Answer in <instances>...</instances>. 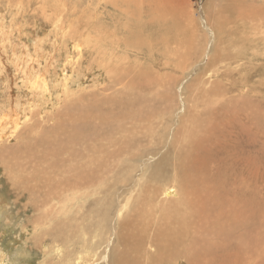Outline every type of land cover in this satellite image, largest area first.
Segmentation results:
<instances>
[{
  "label": "rangeland",
  "instance_id": "rangeland-1",
  "mask_svg": "<svg viewBox=\"0 0 264 264\" xmlns=\"http://www.w3.org/2000/svg\"><path fill=\"white\" fill-rule=\"evenodd\" d=\"M139 1L191 39L131 47L110 0H0V264H264V0ZM147 151L172 170L142 177ZM222 167L250 226L209 200Z\"/></svg>",
  "mask_w": 264,
  "mask_h": 264
},
{
  "label": "bare ground",
  "instance_id": "bare-ground-1",
  "mask_svg": "<svg viewBox=\"0 0 264 264\" xmlns=\"http://www.w3.org/2000/svg\"><path fill=\"white\" fill-rule=\"evenodd\" d=\"M111 1V3L112 4H116L117 5V3L118 4H120L121 6H122V8H123V10H124V12L127 14L126 15V17H127V21H129L130 20V23L129 24H126V25H130V26H127V32L129 33L128 35H126V44L127 45H130L131 47H136V46H140V45H147V46H150L153 42H159V43H161V45H162V48H163V46L166 48V49H168V51L167 52H171L170 51V45L171 44H173V43H175V39L177 38V36L179 35H182V38H185V39H187V40H190L191 38V31L188 33V32H186L185 30H183V29H181V28H179V29H177L176 27V23L175 22H173L172 24H168V23H166V22H159V20H158V18H156V16H155V14H161L162 15V17H164L165 15H167V11L166 12H163V11H159L157 8H156V10H155V8L152 10L149 6H151V5H147V3L145 2V4L143 5L142 4V1H139V0H136L135 2H133L132 3V5L130 6L129 4L127 5L126 4V0H110ZM155 1V0H154ZM157 1V0H156ZM128 2V1H127ZM140 2H141V4L143 5V8H140ZM162 2H164V1H162ZM144 3V2H143ZM148 3L150 4V2H149V0H148ZM154 3V2H153ZM152 3V4H153ZM158 3V2H157ZM253 3V2H252ZM155 4H156V2H155ZM227 4V3H226ZM240 4V6L239 7H241V3H239ZM249 4V3H248ZM254 4V3H253ZM127 5V6H126ZM141 5V6H142ZM157 5V4H156ZM156 5H154V6H156ZM160 5V4H159ZM223 5V4H222ZM245 6V5H244ZM249 6V5H248ZM247 6V7H248ZM264 6V5H263ZM145 7H147V9H145ZM229 5H227V8L229 9ZM255 7V5H253V8ZM159 8V7H158ZM160 9V8H159ZM220 9V8H219ZM236 9V8H235ZM239 9V8H238ZM245 9H247L246 7H245ZM256 9V8H255ZM251 10V9H250ZM239 11V10H238ZM241 12H243V10H240ZM247 11H248V9H247ZM263 11V10H262ZM250 12V11H249ZM252 12L255 14V13H257V14H259V11L256 9V10H252ZM261 12V11H260ZM247 14H248V12H246ZM253 13H251V14H253ZM219 14V13H218ZM239 14V13H238ZM246 14V15H247ZM254 14H253V16H252V18L254 17ZM169 15V14H168ZM220 15V14H219ZM218 15V16H219ZM256 15V14H255ZM245 16V15H244ZM220 17H222V15H220ZM246 17V16H245ZM224 18V17H223ZM249 18V17H248ZM247 18V19H248ZM257 19V18H256ZM147 21L148 23H150V24H152L153 25V27H154V29L153 30H146V31H144V28H143V21ZM250 20H251V18H250ZM255 20V19H254ZM119 22V21H118ZM133 22H135V23H133ZM209 23V22H208ZM221 24H223V19L222 20H218V25H219V27H221L222 25ZM264 25V24H263ZM262 25V26H263ZM121 26H122V24H121ZM125 26H123V28H124ZM260 29V28H259ZM190 30H191V28H190ZM123 32V31H122ZM112 33V32H111ZM114 33V32H113ZM152 33H155V36L152 34ZM125 34H123L122 35V37H123V39L122 40H124V38H125V36H124ZM130 35V36H129ZM226 38V37H225ZM182 40V39H181ZM160 45V46H161ZM185 45V44H184ZM187 45V44H186ZM123 47H124V45H123ZM129 47V46H128ZM244 47V46H243ZM209 48V47H208ZM245 48V47H244ZM182 50V49H181ZM203 50H205L204 48H203ZM202 52V51H201ZM207 52V54L206 55H208V51H207V49H206V51L204 52V53H202V54H200V56H203V55H205V53ZM198 54V55H199ZM240 55V54H239ZM235 56L237 57L238 55L237 54H235ZM244 57V56H243ZM242 57V58H243ZM226 58V57H225ZM39 62V61H38ZM17 63H19V62H17ZM212 64H214V62L212 63ZM218 64V63H217ZM20 65V64H19ZM37 65V64H36ZM41 65V64H40ZM35 66V65H34ZM17 67H19L18 66V64H17ZM40 67V66H39ZM42 68V67H41ZM30 69V68H29ZM216 69V68H215ZM33 71H34V68H33ZM33 71H31V72H33ZM36 71V70H35ZM213 71L215 72V70L213 69ZM30 72V71H29ZM26 73L27 74H30V73H28V70L26 71ZM36 73V72H35ZM39 74V73H38ZM32 75H34V74H32ZM30 80V79H29ZM57 82V81H56ZM103 101H104V99H103ZM102 101V102H103ZM117 101H118V99H117ZM105 103V102H104ZM128 102H126V104H127ZM103 104V103H102ZM106 105V104H105ZM122 105V104H121ZM99 107V106H98ZM101 113L103 112H105L104 110L102 111V109H100V107H99V109H98ZM106 111H108L107 109H105ZM227 110V109H226ZM98 113V112H97ZM107 113V112H106ZM100 114V113H99ZM243 116V115H242ZM246 116V115H245ZM239 119H240V116H239ZM246 119V118H245ZM244 119V123H245V121L247 120H245ZM231 120V119H230ZM241 120V119H240ZM229 121V120H228ZM239 121V120H238ZM250 122V121H249ZM236 123H238V122H236ZM213 124H215V123H213ZM230 124V123H229ZM228 124V125H229ZM234 124H235V122H234ZM241 124V123H240ZM216 125V124H215ZM223 125V124H222ZM236 125V124H235ZM248 125V122H247V124H246V126ZM224 126V125H223ZM226 130L227 131V129L228 128H221L220 130H221V133H222V130ZM234 129V128H233ZM223 130V131H224ZM218 131V130H217ZM229 131V130H228ZM236 131V130H235ZM234 132V131H233ZM238 132V131H237ZM246 132V131H245ZM252 132V131H251ZM217 133V132H216ZM235 133V132H234ZM241 133L243 134V136L246 134H244V130L241 128ZM218 134V133H217ZM225 134V133H224ZM232 134V133H231ZM237 134V133H236ZM239 134H240V132H239ZM249 135H250V133H248ZM238 135V134H237ZM192 136V135H191ZM246 136V135H245ZM251 136V135H250ZM238 137H239V139L237 138V141H241L242 142V137L241 136H239L238 135ZM187 138H189V137H187ZM215 138H216V136H215ZM244 138V137H243ZM196 139V138H195ZM245 139V138H244ZM249 139V138H248ZM187 140V139H186ZM194 140V139H193ZM247 140V139H246ZM245 140V141H246ZM196 142V141H195ZM194 142V143H195ZM197 142H200V140L199 141H197ZM237 143V142H236ZM243 143V142H242ZM247 143V142H246ZM230 144V143H229ZM244 144V143H243ZM182 146V145H181ZM207 146V145H206ZM240 146H242V145H240ZM224 147H225V145H224ZM244 147H246V146H244ZM215 148V147H214ZM218 148V147H217ZM210 149H212V148H210ZM235 150H237L236 151V154L237 155H239V151H238V149H235ZM204 152V151H203ZM243 152V151H242ZM145 154H147V155H150V157H156L157 158V161H153V162H150L149 164H148V166L147 167H144L143 169H141V173H142V177H144V176H146V175H148V174H155V175H157V176H159V177H163V176H165V174H167L170 170H172V169H170L169 167H170V160H169V152L168 151H166V153H164V154H159V155H157V156H153V152L152 151H147ZM226 154V153H225ZM249 154V153H248ZM217 156V155H216ZM250 157V156H249ZM210 158V157H209ZM208 159V158H207ZM226 159H228V158H226ZM230 159V158H229ZM246 159V158H245ZM233 160V159H232ZM205 161V160H204ZM224 161V160H223ZM222 161V162H223ZM212 162H214V160H212ZM219 162V161H218ZM217 162V163H218ZM205 163V162H204ZM207 163V162H206ZM205 163V164H206ZM210 163V162H209ZM221 163V162H220ZM232 163V162H231ZM247 163H250V160L248 159V161H247ZM215 164V163H214ZM233 164V163H232ZM218 165H220V164H218ZM208 166V165H207ZM224 166H227L228 167V169H230L229 168V166H228V164L226 165H224ZM250 166V165H249ZM248 166V167H249ZM173 167V166H172ZM247 167V168H248ZM204 168V167H203ZM219 168V167H218ZM217 168V169H218ZM241 169V168H240ZM221 172L219 173V176L217 175L216 176V178H215V182H211L212 184H213V186L215 187V189L217 190V193H216V195L215 196H210L211 198L209 199V200H212V197H214L215 198V202L214 203H217V205H218V203H219V201H221V204L223 205V208L225 209V211L227 212V213H232V215H230V216H232V217H234L235 219H236V221L238 222V223H241V224H245V225H248V226H250L251 225V211H250V208H251V205H252V201H251V198H250V195H247V202H246V205H244V207H245V209H241V206H242V204H240V203H235L234 202V197L233 198H231L230 196H226V194H228V193H226V190H224V187H223V185L227 182L226 180L228 179V177H230V176H228V175H231L230 173L229 174H227V170H226V167H222L221 169ZM247 170V169H246ZM186 170H184V172H185ZM233 171V170H232ZM232 171H231V173H232ZM236 171V170H235ZM248 171H249V169H248ZM187 172V171H186ZM228 172H230V171H228ZM234 173V172H233ZM10 174V173H9ZM185 174V173H184ZM238 174V173H237ZM234 176H236L235 174H234ZM247 178H248V176H247ZM219 183H220V185H219ZM207 186V185H206ZM197 187L196 188V193L197 194H204V193H207V192H209V190H208V188L207 187ZM195 188V187H194ZM210 188V187H209ZM164 190V192H163V195H164V199L166 200L168 197H170L171 195H173L174 194V189H173V187H171V186H168L167 188H164L163 189ZM214 191V190H213ZM179 192V191H178ZM177 192V193H178ZM248 192V191H247ZM180 194V193H179ZM214 194H215V192H214ZM243 194H245L244 192H243V190L241 189H239L238 190V192H237V197H236V199L237 198H240L241 199V197L243 196ZM250 194V193H249ZM175 195V194H174ZM246 195V194H245ZM167 197V198H166ZM231 199H233V200H231ZM206 198V197H205ZM171 199H172V196H171ZM235 199V200H236ZM169 200V199H168ZM173 200V199H172ZM172 200H169L168 201V203H170L171 205V208L169 207V206H164V209H165V212H161L162 214L164 213V216L167 214V212H169V211H174V210H176L177 209V205H175L174 203H172L171 201ZM176 200V199H175ZM175 200H173V201H175ZM167 202V201H166ZM206 202V204L209 206V207H216L217 208V205H214V206H212L211 205V202H209L208 200L207 201H205L204 199H202V200H200V201H198V203H199V206L201 207V209L202 210H199V211H197V213L199 214V213H201L202 211H204V212H210V211H208V210H206V209H203L202 208V204H204ZM167 203V204H168ZM191 205L190 206H192V203H190ZM166 207V208H165ZM211 210H212V208H211ZM236 211V212H235ZM118 215H119V213H118ZM159 216V215H158ZM160 217V216H159ZM161 217H162V215H161ZM45 219H47V218H45ZM178 221L179 222H183V218L181 217V216H178ZM151 219H149L148 221H150ZM154 220H155V218H154ZM158 219H156V221H157ZM153 221V220H152ZM151 221V222H152ZM155 221V222H156ZM146 222H147V219H146ZM28 223V222H27ZM148 223V222H147ZM153 223V222H152ZM252 223H253V221H252ZM141 224H142V226L140 227L141 228V230L143 231L144 230V223H143V220L141 221ZM225 223H222V225H224ZM254 224V223H253ZM149 225H151L150 223H149ZM148 225V226H149ZM153 225H154V223H153ZM155 225H156V223H155ZM148 226H146V228L148 227ZM241 226H243V225H241ZM155 227H156V229H155ZM145 228V229H146ZM151 228H152V226H151ZM150 228V229H151ZM159 226H158V224L156 225V226H153V229H154V231H155V235H153L152 234V236H150V240L151 241H156L157 239H159V238H167L168 236H170V235H165V234H161V233H159L158 232V230H159ZM222 228H225V226H223ZM148 230H150L149 229V227L147 228ZM181 229H182V227H181ZM152 230V229H151ZM154 233V232H153ZM249 235V234H248ZM126 237V238H125ZM128 236H124V238H125V240H126V243H128V238H127ZM34 238V237H33ZM32 239V238H31ZM33 242V241H32ZM126 243H124V244H126ZM123 244V245H124ZM159 247H161V246H163V244L161 243V242H157L156 243ZM236 244L238 245V246H241V247H245L246 248V250L247 249H249L248 247H249V245L246 243V241H244V240H239L238 239V241L236 242H233L232 244H231V247L232 248H235L236 247ZM53 247V246H52ZM19 253V252H18ZM16 254V253H15ZM14 254V255H15ZM9 255V254H8ZM17 255V254H16ZM18 256V255H17ZM13 258H14V256H13ZM12 259V258H11ZM15 259V258H14Z\"/></svg>",
  "mask_w": 264,
  "mask_h": 264
}]
</instances>
